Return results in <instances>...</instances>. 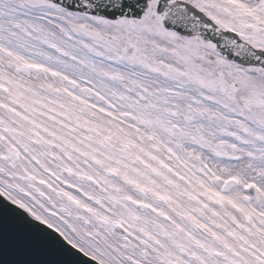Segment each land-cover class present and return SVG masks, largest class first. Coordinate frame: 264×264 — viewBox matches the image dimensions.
Returning a JSON list of instances; mask_svg holds the SVG:
<instances>
[{"label": "snow or ice", "instance_id": "6c2138e0", "mask_svg": "<svg viewBox=\"0 0 264 264\" xmlns=\"http://www.w3.org/2000/svg\"><path fill=\"white\" fill-rule=\"evenodd\" d=\"M5 252L264 264V0H0Z\"/></svg>", "mask_w": 264, "mask_h": 264}, {"label": "water", "instance_id": "95a60500", "mask_svg": "<svg viewBox=\"0 0 264 264\" xmlns=\"http://www.w3.org/2000/svg\"><path fill=\"white\" fill-rule=\"evenodd\" d=\"M0 259H3L5 264H10V262L15 259V257H12L5 252L2 256H0ZM0 264H2V262H0Z\"/></svg>", "mask_w": 264, "mask_h": 264}]
</instances>
